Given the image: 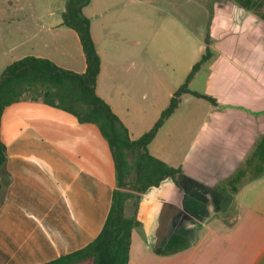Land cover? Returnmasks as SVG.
<instances>
[{
    "label": "crops",
    "instance_id": "obj_1",
    "mask_svg": "<svg viewBox=\"0 0 264 264\" xmlns=\"http://www.w3.org/2000/svg\"><path fill=\"white\" fill-rule=\"evenodd\" d=\"M208 1L209 44L196 39L186 63L184 22L154 13L153 0H90L82 10L101 60L96 94L132 140L153 127L206 48L212 52L188 88L216 104L199 106L200 99L183 94L148 147L181 172L178 185L167 178L133 207L139 226L127 264H264V174L244 182L224 210L214 190L264 136V22L233 0ZM66 2L0 0V75L30 56L85 73L80 39L64 25ZM160 38L163 46L156 45ZM201 74L202 90H192ZM0 143V264H47L93 242L115 188L112 154L99 129L24 100L4 108ZM171 208L178 213L169 218ZM163 218L160 247L173 233L189 247L154 252Z\"/></svg>",
    "mask_w": 264,
    "mask_h": 264
},
{
    "label": "trees",
    "instance_id": "obj_2",
    "mask_svg": "<svg viewBox=\"0 0 264 264\" xmlns=\"http://www.w3.org/2000/svg\"><path fill=\"white\" fill-rule=\"evenodd\" d=\"M90 0H67L63 14L64 25L73 29L84 52L86 71L74 73L59 68L48 59L25 57L8 65L0 75V118L10 104L31 100L60 109L75 116L80 123L95 125L108 143L115 172V188L112 204L104 227L96 239L83 249L58 258L47 264H127L131 232L139 226L134 215L126 214V205L134 201L151 187H157L163 180L171 178L176 185V175L181 172L149 152V145L155 139L164 123L178 108L183 94L216 104L209 96L191 91L188 85L199 69L212 57L209 47L193 66L185 82L170 99L153 127L138 139L132 140L120 119L109 105L96 94L101 60L90 33V21L83 15V8ZM241 9L253 13L264 22V0H233ZM206 44L209 35L206 33ZM33 93L31 97L24 96ZM37 94V95H36ZM3 162V148L0 143V167ZM264 174V136L260 137L246 159L234 173L220 182L214 189L222 195L221 210L232 201V194L246 181H252ZM228 186L230 194L225 193ZM170 207V206H169ZM173 209L169 218L178 210ZM161 219L157 231L154 252L158 255L171 254L190 246L188 240L177 233L169 236L164 246L160 241L167 227Z\"/></svg>",
    "mask_w": 264,
    "mask_h": 264
},
{
    "label": "rangeland",
    "instance_id": "obj_3",
    "mask_svg": "<svg viewBox=\"0 0 264 264\" xmlns=\"http://www.w3.org/2000/svg\"><path fill=\"white\" fill-rule=\"evenodd\" d=\"M67 3V2H66ZM48 5L47 2H45ZM152 8L154 13L160 12V16H176L185 24V31L183 34L184 41V52H185V63L187 61L188 55L192 52L196 39H199L201 44L205 43L206 33H207V21H208V0H153ZM55 4L51 3L48 8L54 10ZM47 8V7H45ZM140 9V6L136 7ZM156 29L154 28V31ZM165 38H160L156 45L163 46ZM194 42V43H193ZM202 75V74H201ZM191 85L192 90H202L204 77L198 76L197 79ZM33 93H26L24 96L31 97ZM37 95V94H36ZM196 104V103H195ZM196 105L208 106L204 101L198 100ZM188 106L187 104L183 105ZM225 190L230 194V189L228 186H224ZM134 201H130L126 205V214L128 216L132 215Z\"/></svg>",
    "mask_w": 264,
    "mask_h": 264
}]
</instances>
